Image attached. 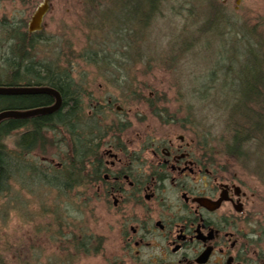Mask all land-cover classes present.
<instances>
[{"label":"rangeland","instance_id":"1","mask_svg":"<svg viewBox=\"0 0 264 264\" xmlns=\"http://www.w3.org/2000/svg\"><path fill=\"white\" fill-rule=\"evenodd\" d=\"M42 1L0 0V55L10 26L26 32L31 14ZM86 1H46L41 29L33 36L37 40L31 51L33 61L58 63L68 71L82 90L86 113L90 101L101 98L98 119L121 124L118 131L108 132L104 142L139 144L147 134H182L189 140L195 132L210 157L255 193L250 209L264 225V147L254 152V146L248 145L244 159L226 154L222 141L238 81L231 75L221 77L212 89L210 78L220 58L245 46L235 41L242 36L236 31L253 26L264 38V0H166L149 29L137 35L126 29L132 23L131 14L124 18L126 6L117 0ZM214 6L218 20L208 24L213 28L207 31L205 21ZM108 98L112 103L106 106ZM13 139L10 135L5 140L9 148ZM54 139L45 153L33 152L28 161H41L48 172L59 165L68 136L62 132ZM117 213L106 207L95 187L60 193L24 174L22 181L9 180L8 191L0 198V255L10 264H115V260L143 264L122 249ZM261 220L256 226L262 227ZM83 234L92 235V245L100 243L101 250H59L58 245Z\"/></svg>","mask_w":264,"mask_h":264},{"label":"flooded vegetation","instance_id":"2","mask_svg":"<svg viewBox=\"0 0 264 264\" xmlns=\"http://www.w3.org/2000/svg\"><path fill=\"white\" fill-rule=\"evenodd\" d=\"M102 105L91 100L88 113ZM191 134H147L139 144L102 139L97 160L85 162L84 188L116 209L121 247L143 264H264L255 193Z\"/></svg>","mask_w":264,"mask_h":264},{"label":"trees","instance_id":"3","mask_svg":"<svg viewBox=\"0 0 264 264\" xmlns=\"http://www.w3.org/2000/svg\"><path fill=\"white\" fill-rule=\"evenodd\" d=\"M93 1L86 2L92 4ZM99 1L110 3L112 0ZM165 1L117 0L120 5L126 6L125 9H129L124 18L127 19V15L131 14L128 20H132V23L125 25L132 35L142 34L149 29L158 9ZM213 2L215 3V0ZM218 12V7L214 6V12L208 21H205L204 29L212 21L218 20ZM211 28L213 27L209 26L206 30ZM9 29L11 32L8 31L6 37L8 41L5 39V43L4 40V53L0 55V87H51L60 94L61 105L51 113L0 120V198L8 191L9 180L22 181L24 174L31 180L51 185L60 193L84 187L89 178L85 172L86 160H97V144L102 142L109 131H118L116 129L121 124L114 121L104 124L98 119L100 112L95 110L86 113L82 106V90L73 84L68 71L58 63L33 61L31 51L37 42L33 38L36 32H21L12 25ZM242 30L239 33L236 31L242 36L235 41L244 43L245 46L242 49L236 48L231 56L220 58L214 68L216 70L212 69L214 71L209 73L210 78L214 80L212 89L221 77L227 78L231 75L233 81H238L233 90L234 103L229 112L228 133L222 141L226 154L234 159L246 158L248 145L254 146V152L264 147V38L253 26ZM219 69L225 70L218 73ZM215 72L217 76H214ZM53 102L54 97L48 93L0 92V111L26 110L49 106ZM48 132L52 133L51 137L47 135ZM62 132L68 136V142H64L67 150L63 153L64 158L59 161V165L53 166L48 172L43 164H40L41 161H28L27 157L33 152L45 153L52 142H55L54 136ZM10 135L14 137L11 148L5 141ZM92 238V235L84 234L80 239L74 236L72 241H64L62 245H58L59 250L69 253L71 247L75 253H89L90 249L97 253L101 250L100 243L92 245ZM64 262L59 264H70L69 261ZM0 264L10 263L0 255Z\"/></svg>","mask_w":264,"mask_h":264},{"label":"water","instance_id":"4","mask_svg":"<svg viewBox=\"0 0 264 264\" xmlns=\"http://www.w3.org/2000/svg\"><path fill=\"white\" fill-rule=\"evenodd\" d=\"M47 0H43L30 16L27 22V31L32 33L41 29V23L44 14L48 10ZM0 92L4 93H48L54 97V102L49 106L36 107L26 110H1L0 120L7 117H28L40 113H51L56 111L61 105V96L55 89L51 87L40 86H22V87H0Z\"/></svg>","mask_w":264,"mask_h":264}]
</instances>
